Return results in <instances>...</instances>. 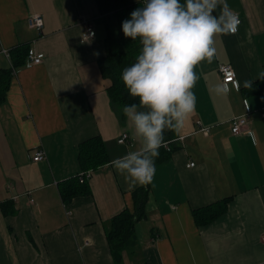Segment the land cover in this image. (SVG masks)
<instances>
[{
	"label": "crops",
	"instance_id": "1",
	"mask_svg": "<svg viewBox=\"0 0 264 264\" xmlns=\"http://www.w3.org/2000/svg\"><path fill=\"white\" fill-rule=\"evenodd\" d=\"M227 4L241 18L239 31L218 35L213 61L197 66L195 111L177 131L180 149L156 169L148 218L119 264H264V94L243 92L264 71V0ZM32 14L42 15L41 31L28 27ZM102 20L96 0H0V48L28 43L45 55L17 70L0 107V202L15 201L17 210L0 211V264H117L110 221L134 210L132 192L141 185L130 188L111 163L92 172L88 195L65 203L58 185L81 173L78 145L88 138L101 136L111 161L142 146L106 91ZM86 25L96 31L88 42ZM221 65L233 66L240 85L228 94L215 91ZM9 68L0 54V69ZM249 112L253 136L233 135L232 120ZM38 150L45 159L36 162ZM226 197L233 199L225 215L196 225L194 209Z\"/></svg>",
	"mask_w": 264,
	"mask_h": 264
},
{
	"label": "clouds",
	"instance_id": "2",
	"mask_svg": "<svg viewBox=\"0 0 264 264\" xmlns=\"http://www.w3.org/2000/svg\"><path fill=\"white\" fill-rule=\"evenodd\" d=\"M240 23L227 0H143V7L122 22L124 36L142 45L121 74L129 95L139 101L123 105L122 111L142 146L110 162L130 188L153 182L159 149L168 148L165 131H179L195 111L197 66L210 64L217 52L215 38L236 34ZM257 79L264 81V71ZM252 84L246 80L243 86ZM215 91L228 94L230 88L224 84Z\"/></svg>",
	"mask_w": 264,
	"mask_h": 264
},
{
	"label": "trees",
	"instance_id": "3",
	"mask_svg": "<svg viewBox=\"0 0 264 264\" xmlns=\"http://www.w3.org/2000/svg\"><path fill=\"white\" fill-rule=\"evenodd\" d=\"M101 17L106 28L104 39L105 55L100 60V71L104 79L109 83L106 91L111 102L120 106L139 104L137 99L131 97L122 80V70L130 66L141 51L142 45L131 38H126L122 31V22L131 18V13L143 7V2L132 0H96ZM184 0H181L183 3ZM118 26L114 28V24ZM30 44L22 43L10 50L11 68L0 69V107L7 102L16 71L25 65L29 54ZM246 96L264 94V81L257 80L251 88H244ZM165 139L168 148L159 149V157L155 167L169 161L173 154L180 148L177 146L178 132L165 131ZM78 162L81 173L60 182L59 192L65 203L79 196L88 195L90 191L89 179L86 174L97 171L110 164L111 157L104 139L94 136L78 145ZM156 172V171H155ZM151 184L140 186L132 192L134 210L125 209L110 221L107 234L108 244L117 264L121 262L123 252L137 246L136 226L148 218L147 206L151 199ZM233 197H226L214 203L193 210V218L197 226L209 225L228 212ZM14 201L0 202V211L3 216H15L17 210Z\"/></svg>",
	"mask_w": 264,
	"mask_h": 264
},
{
	"label": "built area",
	"instance_id": "4",
	"mask_svg": "<svg viewBox=\"0 0 264 264\" xmlns=\"http://www.w3.org/2000/svg\"><path fill=\"white\" fill-rule=\"evenodd\" d=\"M239 19L241 21L240 16H239ZM240 25H241V23H240ZM240 25L238 26L237 33L239 31ZM28 27L30 29H32V30L41 31L43 29V27H44V19H43L42 15L32 14L28 18ZM92 33H94V36H92ZM83 35H88L91 38L88 39L87 37H83ZM83 35H82L83 41L84 42H88L90 40H93L96 37V31L90 25H86ZM232 35H235V34H232ZM0 54L5 55L8 58V60L10 61V50L4 49V48H0ZM44 59H45V55L44 54L37 53V52H35L34 50L31 49V50H29V54L27 56V59H26V62H25L24 66L26 68H32L34 66L42 64ZM17 72L18 71H16V73ZM219 73H220V75L222 77L223 85L227 84L228 87L231 86V85H235V87H236V83L238 81H237L236 72H235V70H234L232 65H221L219 67ZM239 87H240V85H239ZM250 114H251V112L247 113L244 116L236 117V118H234L232 120V123H231L232 125L231 126H232L233 135H235V136H238V135L253 136V133L248 128L250 123H251ZM262 116L264 118V113L262 114ZM128 138H129V136L127 134L122 135L121 139L119 140V143L120 144H124L128 140ZM43 159H45V152L43 150H38L35 153L34 161L39 162V161H42ZM190 166L194 167L195 164L191 163ZM91 174H92V172L87 173L86 174V179L90 178ZM28 195L30 196V194H28ZM13 199L17 200L18 196H14ZM263 242H264V237H263Z\"/></svg>",
	"mask_w": 264,
	"mask_h": 264
},
{
	"label": "rangeland",
	"instance_id": "5",
	"mask_svg": "<svg viewBox=\"0 0 264 264\" xmlns=\"http://www.w3.org/2000/svg\"><path fill=\"white\" fill-rule=\"evenodd\" d=\"M113 24H114V22H113ZM114 25H115L114 28L118 29V26L116 24H114ZM97 29H98V32L100 33V37L105 38V36H106V28L104 26V23H100V24L98 23Z\"/></svg>",
	"mask_w": 264,
	"mask_h": 264
}]
</instances>
